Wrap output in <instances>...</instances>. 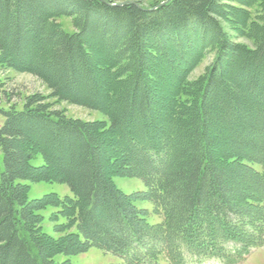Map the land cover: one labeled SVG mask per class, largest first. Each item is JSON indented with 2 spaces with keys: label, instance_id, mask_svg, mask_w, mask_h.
<instances>
[{
  "label": "trees",
  "instance_id": "1",
  "mask_svg": "<svg viewBox=\"0 0 264 264\" xmlns=\"http://www.w3.org/2000/svg\"><path fill=\"white\" fill-rule=\"evenodd\" d=\"M120 3L0 0L12 19L0 21L12 32L0 34V67L32 73L49 97L108 119L70 117L39 93L0 108V264H71L55 257L91 247L127 264H188L186 255L231 264L264 245V0ZM63 16L75 31L57 22ZM35 25L48 31L44 55L31 65L18 56L27 54ZM93 41L107 58L95 56ZM207 48L216 51L212 64L190 81ZM50 62L60 64L52 73ZM37 127L52 144L41 145ZM222 128L238 135L232 150L215 148ZM114 144L121 153L105 155ZM37 156L40 165L32 163ZM240 172L256 179L251 192L228 183ZM114 176L140 178L145 190L126 194ZM40 182L65 184L71 195L30 199ZM136 198L152 202L157 222ZM48 207L56 236L42 225Z\"/></svg>",
  "mask_w": 264,
  "mask_h": 264
},
{
  "label": "rangeland",
  "instance_id": "2",
  "mask_svg": "<svg viewBox=\"0 0 264 264\" xmlns=\"http://www.w3.org/2000/svg\"><path fill=\"white\" fill-rule=\"evenodd\" d=\"M117 1H128V0H117ZM137 1V0H134ZM247 8V7H246ZM45 9V8H44ZM39 11L37 13V17H35L37 20L39 19V14H41L42 11ZM3 4L0 5V21L3 23H12V19L8 16L5 15L3 12ZM57 22L63 27L64 30L73 32L76 30V28L73 26V18L71 17H58ZM40 25H35L33 29L30 30L28 35H31V39L28 43V51L27 54L25 55H19L18 57L24 59L27 61L28 64H36L38 58L42 57L44 54L40 53V45L42 43V38L46 35L48 28H45L40 31ZM230 34H232L233 38L237 42L245 43L248 46H253V42L251 40H247L245 38H241L237 36V33L233 31L232 29H228ZM11 30L4 32L0 26V34L2 35H7L10 37L11 35ZM93 46L96 49V57H101V58H107L106 56V50L104 48H101L98 46V44L93 41ZM215 53L216 51L207 48L204 50V55L200 59V61L196 64V66L190 71L188 79L190 81H194L198 79L200 76H202L207 68L212 64L214 58H215ZM60 64L58 63H51L46 69H49L47 72H51V69H56L59 67ZM79 68H82L81 65H79ZM85 83L87 82L84 80ZM94 91V86L90 84V86L86 87L85 93L88 92L87 95L92 93ZM42 94L47 97V102H50L52 104V109L56 110H62L64 111L68 116L74 117V118H79L82 120L86 121H94V120H108L107 117L101 113L100 111L92 110L89 109L85 106L78 105V104H73L67 101H59L54 97H49L51 94V90L47 87V85L36 75L28 72H20L16 71L13 69H10L8 67H0V108H8L11 105L17 104L20 106L22 102L25 101V99L32 95V94ZM210 98V97H209ZM210 99L213 100L211 97ZM209 99V100H210ZM221 113V112H218ZM221 115H223L221 113ZM212 118L218 117L217 112L211 113ZM228 116L223 115L222 116V121L223 125H226V120ZM130 119L125 120V123H127ZM217 120V118H216ZM215 121V120H214ZM3 122V118L0 116V125ZM218 123V122H217ZM24 131L28 132L24 128H21ZM36 134L35 138L42 142L41 145L48 146L52 144L54 139L46 133V131L42 128L37 127L36 129ZM214 136H219V141L216 143L215 148L216 149H224L226 151L232 150L235 146H237L236 138L237 134L233 132H229L226 130L219 131V134L214 133ZM180 145L186 144V141L181 139L180 140ZM123 148L120 147L119 145H107L104 148L105 155L112 154V153H121V150ZM64 156V155H63ZM64 162L68 159L67 157H63ZM67 158V159H66ZM43 159L41 156H37L35 159L32 160V163L34 165H40L42 163ZM58 161V160H57ZM57 161L55 159V164H57ZM73 163H68L66 166H72ZM75 165V164H74ZM259 169V167H256ZM231 173V170L228 172ZM246 175L242 172L239 173V175H231L228 176V183H233L234 185L236 184L237 186H241V190L238 193L241 192H251L255 186L256 179L254 178H249L246 179ZM114 182L116 186L122 190L126 194H133L135 192L139 191H144L145 190V185L142 179L137 178V177H127V176H114ZM245 179L246 181H244ZM246 185V186H245ZM248 189V190H247ZM50 192H56L59 194L61 197L66 196V195H71L70 189L68 188L67 185L65 184H58V183H47V182H40V183H34L31 184L30 187V192H29V198H40L43 195L50 193ZM237 193V194H238ZM236 194V195H237ZM134 204L140 208V209H146L148 210V221L151 223L157 222L159 219L157 215L153 213V204L151 201L146 200V199H134L133 200ZM55 211L54 208L48 207L47 209L41 211L42 215L44 216L43 220V228L44 231L47 232L50 235L56 236L55 231H54V225L55 223L50 220V216L52 212ZM105 218V216L103 217ZM64 219L60 218L59 223H63ZM101 227H107L108 223L105 221L100 222ZM56 261H63L65 259H69L71 264H127L121 257L114 255L109 252H105L99 248L96 247H91L87 251L71 255V256H66L64 254H58L55 257ZM186 260L188 264H227L223 263L220 260L216 258H208V259H203L199 260L197 258H194L190 255H186ZM162 264H165L164 262ZM231 264H264V245L262 246H257L253 248L249 254L246 256V258L243 261L235 262L232 260Z\"/></svg>",
  "mask_w": 264,
  "mask_h": 264
},
{
  "label": "water",
  "instance_id": "3",
  "mask_svg": "<svg viewBox=\"0 0 264 264\" xmlns=\"http://www.w3.org/2000/svg\"><path fill=\"white\" fill-rule=\"evenodd\" d=\"M130 2L135 3L136 1L134 0L123 1L120 3V5L125 4V3H130ZM163 3H165V1Z\"/></svg>",
  "mask_w": 264,
  "mask_h": 264
}]
</instances>
